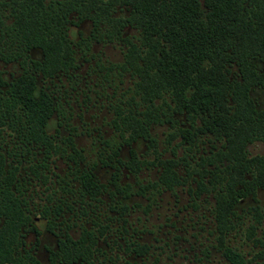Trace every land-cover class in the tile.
<instances>
[{
    "label": "trees",
    "instance_id": "16d2710c",
    "mask_svg": "<svg viewBox=\"0 0 264 264\" xmlns=\"http://www.w3.org/2000/svg\"><path fill=\"white\" fill-rule=\"evenodd\" d=\"M118 11L122 14L116 15ZM83 21L90 22L89 35L72 40L70 26ZM128 29L138 35L127 36ZM113 42H120L125 51L123 61L116 67L110 64L108 70L120 69L132 80L130 96L112 108V123L129 160H121L120 148L113 158L139 171L134 145L143 141L148 149L154 148L150 128L170 122L172 115L165 112L169 110L185 115L196 132L210 135L220 145L221 164L209 172L217 240L231 264H245L225 242L237 216L235 205L246 197L258 204L257 190H264V151L252 156L247 149L256 141L264 148V109L251 95L256 88L264 90V0H0V61L20 67L10 81L0 71V264H95L94 256L101 252L98 238L86 229L77 239L66 231L56 249L48 250L47 262L25 248L23 233L39 236V231L33 225L26 183L18 178L17 158L34 156L35 148L43 150L45 159L62 151L77 167L75 175L86 195L94 198L105 190L90 171L78 169L84 156L71 128L63 138L68 150L48 133L54 116L61 123L65 119L48 83L78 69L77 49L85 57L93 44ZM156 159L161 172L152 186L173 190L181 183L177 162ZM38 165L29 162L42 180L45 175ZM113 185L121 187L118 172ZM49 208L43 209V217L50 214ZM45 218L54 233L56 218ZM126 248L147 250L135 242Z\"/></svg>",
    "mask_w": 264,
    "mask_h": 264
},
{
    "label": "rangeland",
    "instance_id": "374dc122",
    "mask_svg": "<svg viewBox=\"0 0 264 264\" xmlns=\"http://www.w3.org/2000/svg\"><path fill=\"white\" fill-rule=\"evenodd\" d=\"M90 29V22L83 21L70 26L69 36L77 41L88 36ZM126 35L136 37L138 32L128 29ZM77 51L78 69L48 83L52 100L60 103L65 119L61 123L54 116L47 130L57 140L56 144L68 150L63 138L71 128V136L84 156V162L79 163L76 158L78 169L90 171L106 188L94 198L86 195L75 175L77 167L62 151L61 155L54 153L45 159L43 150L35 148L34 156L18 157L21 162L18 178L22 177L26 183L24 189L33 224L41 233L37 242L34 233L25 232V247L35 248L36 256L46 261V248L53 247L57 240L48 231L45 217L50 216L56 218L53 231L58 235L67 231L76 238L84 228L95 233L101 250L94 256L95 264H231L217 240L209 173L214 171L215 164H221L217 154L219 143L206 133L196 132L185 115L169 110L165 112L171 113L170 122L150 128L155 147L148 149L143 141L134 145L140 170L133 172L121 165L113 158V152L120 148L123 161L129 160V153L120 146L123 139L113 126L112 108L130 96L132 80L120 69L110 71L108 67L110 64L116 67L123 61L125 48L120 42L95 43L85 57ZM32 56L37 57L38 52L34 51ZM0 71L4 80L10 81L12 75L20 73V67L0 61ZM251 95L258 108L263 109L264 90L256 88ZM247 149L252 156L264 151L258 141ZM156 157L177 162L181 183L173 190L162 191V187L152 186L161 172ZM30 161L39 164L37 170L45 175L42 180L30 170ZM117 172L119 190L112 184V176ZM257 198L258 204L246 197L235 205L237 216L225 242L243 256L245 264H264V190L257 192ZM47 205L50 214L43 217ZM57 205L60 210L57 207L55 212ZM256 205L257 212L251 210ZM128 241L145 245L147 250L137 255L130 248L125 249Z\"/></svg>",
    "mask_w": 264,
    "mask_h": 264
},
{
    "label": "flooded vegetation",
    "instance_id": "af4514ba",
    "mask_svg": "<svg viewBox=\"0 0 264 264\" xmlns=\"http://www.w3.org/2000/svg\"><path fill=\"white\" fill-rule=\"evenodd\" d=\"M2 62V61H1ZM5 64V63H4ZM10 64V63H9ZM264 109V108H263ZM123 147V146H122ZM113 176H114V174H113ZM113 176H112V178H113ZM113 184V183H112ZM165 190H167V189H165V188H163L162 187V191H165ZM169 191V190H168ZM259 190H257V192H258ZM54 203V202H53ZM55 204V203H54ZM57 207H59L58 205L56 206V208ZM55 220V219H54ZM34 225V224H33ZM48 225V224H47ZM35 226V225H34ZM36 227V226H35ZM55 229V227L53 226L52 227V232H54L53 230ZM84 229H86V228H84ZM83 229V230H84ZM38 230V229H37ZM82 230V231H83ZM87 230V229H86ZM39 231V230H38ZM48 231L50 232V230H49V227H48ZM26 232H28V231H26ZM91 232V231H90ZM28 233H33V232H28ZM51 233V232H50ZM55 233V232H54ZM54 233H51L52 235H54ZM82 233V232H81ZM80 233V234H81ZM57 236H55V237H57V240H58V238H60V237H62L64 234H65V232H64V234H61V235H58L57 233H55ZM34 235H35V237H36V240H37V242H39L40 240H39V236L41 235V233L39 232V236H37L35 233H34ZM70 235V234H69ZM71 236V235H70ZM80 236V235H79ZM74 238V237H73ZM78 237H76L75 239H77ZM23 239H24V233H23ZM57 240L55 241V244H54V246L53 247H47L46 248V252H47V257H46V261H42V262H47V258H48V255H49V249H51V250H54V249H56V244H57ZM25 241V240H24ZM129 243H134V242H131V241H128ZM128 243V244H129ZM136 243V242H135ZM128 246H131V245H128ZM35 247H37V243H36V245H35ZM126 247H127V243H126ZM26 249H28L27 247H25ZM125 249H127V248H125ZM129 249V248H128ZM131 249V248H130ZM130 249H129V251H130ZM28 250H31L32 251V253H34L35 254V248H29ZM131 251H132V249H131ZM134 252V251H133ZM135 253H137V252H135ZM140 253H138L137 255H139ZM36 255V254H35ZM37 257V256H36ZM40 260V259H39ZM41 261V260H40ZM76 263H80V262H76ZM76 263H74V264H76ZM80 264H82V263H80Z\"/></svg>",
    "mask_w": 264,
    "mask_h": 264
}]
</instances>
